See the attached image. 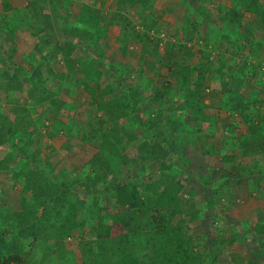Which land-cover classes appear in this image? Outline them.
Here are the masks:
<instances>
[{"label": "trees", "instance_id": "1", "mask_svg": "<svg viewBox=\"0 0 264 264\" xmlns=\"http://www.w3.org/2000/svg\"><path fill=\"white\" fill-rule=\"evenodd\" d=\"M116 1V5H113L115 11L110 14L107 25H116L121 29V35H119L121 36L119 39L120 48L127 49L126 47L129 43L131 45L135 43L142 55L155 54L158 58L165 60V62L167 61L165 63L167 65L166 69L168 68V72L176 76V79L181 82L173 83L165 79L167 74L166 72L164 73L165 69L162 71L163 73L156 72L159 76L158 79L155 78L154 80V74L146 76L142 84H139L140 86L146 85L147 87L149 85L147 89L157 86L152 89L154 93L151 97V104L154 103L153 101L165 98L168 91L177 89V87L178 92L184 93L183 96L179 97L176 94L177 109H182L180 104L183 102L187 106L195 108L209 106L205 104L206 99L209 100L211 105L213 104V99H219L218 103H220L222 108H228V110L240 114L248 129L245 132L222 139L224 150L231 151L230 148H232L246 155L261 154L262 157L264 154V67L261 66V60L252 47L254 43L249 42L248 36L241 32L243 27L242 17H244L243 14L245 13L257 15L261 21H264V7H261L258 0H231L227 8L221 6L223 13L221 21L226 26V30L218 29L215 34L218 38L222 36L221 42L224 44L227 42L232 44L235 40V43H238L240 41L238 38L243 36L246 38V43L239 46L249 55L245 58L247 61L243 62V65L238 66L229 81L223 80V77L229 73L231 66L228 69L221 68L220 72H217L216 78L214 77L213 79L219 83V88H210L209 86V81L213 80V76L210 77L208 73L212 72L213 65L216 63L214 59L210 58L211 52L199 53L196 52L198 49L193 47L197 46V43L203 37L207 38V35L205 31L200 30V21L197 18L196 20L190 18L192 13H188L187 17L184 16L182 22V27L186 31V38L192 44L188 46L187 43L182 42L181 44L176 39L171 38L165 46V51L162 55L165 56L161 58V54L157 51V47H159L157 42L151 48H148V44L146 45L150 41V37L152 38L150 31H155L158 27L156 16L152 10L146 14L149 18L143 19L141 22L142 29H144L142 32L136 30L135 24H132L128 16L130 9L134 7L142 10L151 9L156 0ZM206 1L194 0L193 4L188 6L189 10H195L196 4L198 6ZM47 2L53 3V0H29L25 9L22 10H28L27 17H25L23 13L19 14L20 12L17 10L13 11L16 8L13 7L10 0H0V17L19 14L22 27L27 30L33 28L34 35L43 40L45 38L44 34L46 33L47 35L53 31L56 24L49 25L52 30H47L45 27L39 26L40 22L37 21L33 24L29 20L32 19L34 21L33 19L40 17L49 19L52 16L51 14L41 15L39 13V10L43 8L42 3ZM99 2L104 5L106 0H99ZM164 5L165 3H162V6ZM169 10L170 8L162 7L159 15L162 16ZM11 11L13 13H9ZM93 11V8L89 7L88 11L79 18L78 22L84 26L82 28L77 26L74 29H68L62 26L60 31L66 34L63 41L57 40L55 38L56 33H54V36L48 35V37L54 38L53 43H49L50 41L47 37L43 44L42 42L36 44L35 49L44 50L42 62L47 61V57L61 54L64 68L60 71L49 68L50 79H58L60 83L68 82L69 80L71 82L73 79L81 83L83 88L90 94L92 101H96V95L98 94L97 85H90L87 81L76 80V78L78 79V73H84L88 76L87 74L96 72L98 69L96 70L92 64H89L87 59L83 60L85 63L83 65L82 62L83 66L75 64L74 48L80 43H75L71 39L73 36L77 37L79 41H82V46L80 45V47L83 50L89 49L90 52H95L98 58L101 57L102 52H100L98 41L104 36L105 32L104 30L101 33H98V30L94 31L95 21L98 19ZM140 16H143V13ZM87 18L89 24L84 23ZM10 32L11 35H14L13 29ZM90 37L91 41L89 40ZM232 37L234 39L233 42L229 40ZM161 41V38H158V42L160 43ZM49 47L50 50H48ZM226 51L235 54L234 50H227L226 48ZM182 53H185L187 58L195 57L197 53L201 59L198 60V63L191 65H184L182 61L173 60V57H180ZM88 56L91 58L90 53ZM11 57L12 52H6L5 55L0 54V90L11 92L12 96L19 95L25 90L27 98L31 99L36 106H47L49 112L45 119L36 118L37 121L44 124L46 119L50 120L51 115L56 116L57 110L63 102L60 100L58 102L55 89L45 86L46 79H42L40 73L41 63L38 65H35L34 62V65L30 63L28 66H17V64L11 66ZM85 68L87 70H84ZM158 70L160 71V69ZM251 83H254L253 88L257 94L243 97L240 90L247 89ZM113 90L106 86L102 89V94L113 92ZM260 95L262 96L260 97ZM13 99L15 100L16 97ZM114 101L115 98L109 103L99 102L97 105L113 123L108 130L102 131L101 127H105L99 121L96 124L98 126H95L92 122L84 123L78 131L81 134V139L76 137L78 132L76 130L73 131L72 127L65 129L66 131L64 132L67 141L68 138H71V141L74 139V141L83 142L102 140L100 149L87 161L94 170L92 175L84 180L85 190L87 193L91 192V184L97 183L100 188L93 195L95 196L99 193L104 196L108 194L115 196L120 205L128 207L126 212L113 213L107 209H102L96 196L92 204L81 198L73 199L71 187L73 184H77L79 180L73 179L66 172L67 169L59 165L56 166V169L51 174L49 171L51 166L49 158L42 154V151L50 146L47 140H40L39 144L27 151H24L19 146L23 142L25 146L30 147L36 140H39L36 136L31 135L28 130L35 123L30 113L32 106L29 108L14 101L16 105L11 108L14 114L10 115V118L9 114L0 113V142L5 141L9 145L8 154L0 157V172L2 170H11L12 180L9 186L12 196L9 195L10 198H8L6 193L0 199L1 226L11 231L8 236L2 231L0 232V264L218 263L219 250L202 251L198 249L193 237L187 233L185 220L179 218L174 221V218L181 212L187 213L192 219H195L200 213L198 209L192 210L187 207L186 202H183L179 195L182 186L178 185V181H172L173 178L172 180L168 178V176H171V171L168 170L173 168L174 165L181 163L182 154L178 153L177 147L181 146L186 140L182 136L181 130L176 131L175 134L172 132L168 137H165L161 134L160 126L158 124L151 125L150 122H146L149 121L147 119L139 124L138 130L140 134H136L132 130L128 132L127 129H124L123 135L117 136L119 131L117 119L123 113H113L112 103ZM176 105L169 103L167 107L173 109ZM53 120L56 121L55 119ZM199 120L207 121L211 127H214V119L211 117H199L195 123L201 122ZM197 127L196 129H198ZM234 127L236 128L237 125ZM51 129H53L52 124ZM153 129L157 131L151 134ZM148 133H150L149 137L146 136ZM13 137L17 138L16 142L12 141ZM139 137L143 138L138 141L139 143H137L135 148L137 153L131 161L133 163L138 161L141 169L148 163L152 164L151 161H159L160 178L142 191L137 190L135 184L107 182L113 172L114 162H116L113 157L117 156L121 158L120 160L127 163L126 155L123 154H127V143L137 141ZM172 138L175 140H172ZM117 143H120L123 147L117 145ZM219 147H215L217 152H221ZM70 154L73 157L77 156L76 152H70ZM174 154L176 158L173 157ZM228 154L234 156V154ZM228 154H226L225 158L231 161ZM16 156L20 157V162L12 166L10 158H15ZM231 166L232 171L225 176L224 174L220 175L219 178L226 183L234 179L235 185L232 188L240 187L243 179H247L246 183L250 180V188H248L250 192L251 189L258 190L263 186L264 169L252 172L257 177L255 178L245 176L247 169L242 164L239 163L238 166L232 164ZM85 167L86 163L78 166L79 169ZM161 176L166 177L162 178ZM19 183L21 185H18ZM32 189L35 190L34 194L28 196V192ZM114 225L119 226L121 231L118 235L113 236L111 233ZM21 236L25 238L32 237L33 242H31L30 248L33 249L30 254L28 250L23 251L25 249L24 244L19 242ZM143 238L145 253L142 259L133 254L131 246L139 239L142 242ZM67 239H77L80 249L79 258L74 255L72 250L66 249L65 242ZM259 250L252 252V257L250 258L231 253L229 255L230 264H262L264 260V245ZM64 251L66 252L63 254ZM35 253L39 254V260L37 261H34V257H31Z\"/></svg>", "mask_w": 264, "mask_h": 264}, {"label": "rangeland", "instance_id": "2", "mask_svg": "<svg viewBox=\"0 0 264 264\" xmlns=\"http://www.w3.org/2000/svg\"><path fill=\"white\" fill-rule=\"evenodd\" d=\"M20 1L19 3H15L16 9L13 11L17 10L20 12L19 14L23 13L27 17L28 10H22L25 9L28 0ZM116 2V0H106L105 4L101 5L99 0H53V3H42L43 8L39 10V13L41 15L51 14L52 16L49 19L40 17L33 19L34 21L32 19L29 21L33 24L38 21L40 22L39 26L45 27L47 30H52V27L49 25L53 23L57 27L53 29L54 32L51 31L52 33L50 32L47 35L45 33L43 40L34 35L33 28L27 30L22 27L19 14L0 17V54L5 55L6 52H12L11 66L14 64H17V66H28L30 63L34 65V62L35 65L41 63L40 73L41 78L46 79L45 86L55 89L58 102L59 100L63 102L57 110L56 116L51 115L50 120L46 119L44 124H41L36 118L45 119L49 112L47 106H36L31 99L27 98L25 90L15 96H12L11 92L0 90V113L9 114L10 118V115L14 114L11 110L16 105L14 101L19 105H26L29 108L32 106L30 113L35 123L28 130L31 135L36 136L39 140H36L30 147L25 146L23 142L19 146L24 151H27L36 144H39L40 140H47L50 146L44 149L42 154L49 158L51 164L49 171L51 174L56 169V166L59 165L67 169L66 172L73 179L79 180L77 184H73L71 187L73 199L81 198L87 201V203L92 204L96 196L100 207L113 213L126 212L128 207L120 205L117 198L110 194L104 196L97 193L94 196L93 193L100 188L97 183L91 184V192L87 193L85 190L84 180L91 176L94 170L92 165L87 161L100 149L102 140L97 139L95 142H83L74 141V139L71 141V138H68L67 141L64 131L72 127L73 131L76 130L78 132L84 123L92 122L95 126H98L96 124L99 121L105 127H101L102 131L108 130L113 123L97 105L99 102L109 103L114 98L115 101L112 103L113 113H123L117 119V126L119 128L117 136H122L124 129H127L128 132L132 130V132L140 134L138 130L139 124L140 122H145L147 119L149 121L146 122H150L151 125L158 124L161 134L165 137H168L172 132L175 134L176 131L181 130L182 136L186 139L181 146L177 147L178 153L182 154L181 163L174 165L173 168L168 170L171 171V176H168V178L171 180L173 178L172 181H178V185L182 186L179 195L183 202H186L187 207L192 210L198 209L200 213L195 219H192L187 213L181 212L174 218V221L179 218L185 220L187 233L193 237V241L198 249L202 251L219 250L217 264H230L229 255L231 253L246 256L247 258L252 257V252H255V250L260 251L259 249L263 248L264 245V183L260 189H251L250 192L248 190L250 188V180L246 183L247 179H243L241 186L235 189L232 188L235 185L234 179L226 183L224 180H220L219 177L222 174L224 176L227 173L229 174L232 171V164L238 166L240 163L247 169L245 172L246 177L257 178L252 172L264 169V154L261 157V154L254 156L246 155L232 148L230 149L233 153L224 150L222 139L245 132L248 129L240 114L232 112L228 108H222L220 103H218L219 99H213L212 105L206 99L205 104L209 106L195 108L187 106L183 102L180 104L182 105V109H177L178 105L176 104H178V101H176V98L184 94L180 91L178 92L177 87V89L168 91L165 98L153 101L154 103L151 104V97L154 93L152 89L157 86L152 87V89L150 88L151 90L147 89L149 85L147 87L144 84V86H140L139 84H142L146 76L154 74V80L155 78L158 79L159 76L156 72L160 73L165 69L164 73H167L165 79L173 83L181 82L176 79V76L168 72V68L166 69L167 65H165L167 61L165 62V60L158 58L155 54L149 56L147 54L142 55L135 43L133 45L129 43L126 47L127 49L120 48L119 39L121 36L119 35H121V29L116 25H107L110 14L115 11L113 5H116ZM193 2L194 0H189L188 4L183 8L171 10L167 14V17L170 18L169 21H166L167 17L161 19L162 23H157V29H154L153 33L150 31L152 38L150 37V41L146 45L148 44V48H151L157 42L159 45L157 51L161 54L160 57L164 58L165 55H162L169 39L174 37L181 44L182 42L187 43L188 46L192 44L186 38V31L182 27L183 16L187 17L188 13H192L190 18L192 20H196L197 18L200 21V30L205 31L207 35V38L203 37L197 43L199 48L196 45L193 47L197 48L198 51L196 52L199 53L211 52L210 58L214 59V62L216 61L212 72L208 73V75L210 77L213 76L212 79L216 78L217 72H220L221 68L228 69L231 66L229 73L223 77V80L229 81L231 75L235 73L238 66L243 65V62L247 61L245 58L249 55L239 46L246 43V38L243 36L238 38L240 40L238 43H235V40L232 44H228V42L224 44L221 42L222 36L218 38L215 34L218 29L222 31L226 30V26L221 21L223 14L221 6L227 8L231 0H207L198 6L196 4V9L192 11L189 10L188 6L193 4ZM258 3L262 8L264 7V0H258ZM160 4V1H158L156 4L158 7H153L151 10L159 13ZM89 7L93 8V13L98 19L95 21L96 26L94 27V31L98 30V33H101L104 30L105 32L104 36L98 41L100 52H102L101 57L98 58L97 54L90 52L89 49L83 50L80 47V45L82 46V41H79L77 37L73 36L71 39L75 43H80V45L78 44L74 48L75 64L83 66L85 64L83 60L87 59L89 64H92L96 70L98 69L96 72L87 74L88 76L84 73H78V79L76 78V80L87 81L90 85H97L98 89L96 90L98 94L96 95V101H92L90 94L83 88L81 83L73 79L71 82L69 80V83L67 81L60 83L58 79H50L49 68L59 71L64 68L61 54L47 57V61L42 62L44 50L35 49L36 44L41 42L43 44L48 35L54 36V33H56L55 38L57 40L63 41L66 34L60 31L62 26L68 29H74L77 26L84 27L78 21L82 17L81 15L88 11ZM130 10L128 16L130 19L136 20L138 14L135 10ZM13 11L9 13H13ZM149 11L150 9H144L143 12L147 14ZM243 15L241 32L248 36L249 42L254 43L251 46L257 52L258 58L261 60V66L264 67V21H261L260 17L254 14L245 13ZM173 17L174 19H172ZM88 22V18L84 20L85 24H89ZM135 26L139 32L144 31L142 25ZM11 29H13L14 35H11ZM161 34H163V37L159 43L158 38H160ZM203 34L205 33L203 32ZM48 39L49 43H53V37H48ZM89 40L91 41V37ZM229 40L233 42L234 39L232 37ZM158 48L162 49L159 50ZM226 48L227 50H234L235 54L227 52ZM48 50H50V47ZM89 53L91 54V58L88 56ZM198 55L196 53L195 57L187 58L186 54L182 53L180 57H173V60L182 61L184 65H191L198 63V60L201 59ZM84 70L87 69L85 68ZM106 86L114 90L103 95L102 89ZM209 86L210 88H219L220 85L213 79L209 81ZM253 86L254 83H251L247 89L240 90L243 97L257 94ZM15 97L16 99L14 100L13 98ZM169 103L176 106L170 109L167 107ZM175 113L176 115H174ZM204 116L214 119V127H211L207 121L199 120L201 122L195 123L199 117L203 118ZM51 124L53 129H51ZM235 125H237L236 128L234 127ZM156 131L153 129L151 134L156 133ZM146 136L149 137L150 133ZM76 137L82 138L79 132ZM142 138L139 137L137 141L127 143V154L123 153L126 155L127 163L120 160L121 158L117 156L113 157L116 162H114L113 172L107 179V182L135 184V188L142 191L146 190L150 184H153L160 178L159 161H151L152 164L148 163L143 169L140 168L138 161L137 163L131 161L137 153L135 150L136 145ZM172 140L175 139L172 138ZM12 141L16 142L17 138L13 137ZM117 145L122 146L120 143H117ZM215 147H219L221 152H217ZM8 149L9 145L5 141L0 142V157L6 156ZM70 152H76L77 156L73 157ZM228 153L234 154V156ZM226 154L231 158V161L226 160ZM41 157L43 156L41 155ZM173 157L176 158V155L174 154ZM10 159L12 166L20 162L19 156ZM84 163H86V167L79 169L78 166ZM46 166L48 167V165ZM34 175L36 174L34 173ZM161 177L165 178L166 176ZM11 181V170H2L0 172V199L6 193L8 198L12 196L9 190ZM18 185L21 184L19 183ZM34 192L35 190H30L28 196L33 195ZM1 224L2 221L0 220V232L2 231L8 236L11 231H8ZM120 231V227L114 225L111 235H118ZM19 242L24 244L25 249L23 251L28 250L30 254L33 249L30 248L31 242H33L32 237L25 238L21 236ZM65 244L66 249L72 250L74 255L78 258L80 257L77 239H67ZM131 248L135 256L144 258V238L142 242L140 239L135 241ZM25 257L28 258L27 256ZM31 257H34V261L39 260V254H32ZM262 264H264V260Z\"/></svg>", "mask_w": 264, "mask_h": 264}, {"label": "crops", "instance_id": "3", "mask_svg": "<svg viewBox=\"0 0 264 264\" xmlns=\"http://www.w3.org/2000/svg\"><path fill=\"white\" fill-rule=\"evenodd\" d=\"M158 1H160V5H159V11L161 10V5H162V3H165V5L164 6H162L163 8H170V10L169 11H167V12H165L162 16H160L159 15V13H155L154 11H152L153 13H154V15L156 16L155 17V19H156V21H157V23H162V20L161 19H165L166 17H167V14H169V12L171 11V10H175V9H181V8H183L184 6H186L187 4H188V1L189 0H156L155 2H154V4H153V6L151 7V9H153V7L155 8V7H158L156 4H157V2ZM10 2L11 3H13V7H15L16 5H15V3H19V2H21L20 0H10ZM28 2H29V0H28ZM27 2V3H28ZM155 5V6H154ZM133 10H135V12L138 14V17L136 18V20H132L131 19V22H132V24L134 25H141L142 23V20L143 19H146V18H149L148 16H146V13H144L143 11L144 10H142V9H140V8H138V7H134V8H132ZM150 9V10H151ZM142 11V12H141ZM143 13V16H140V14H142ZM159 15V16H158ZM184 17V16H183ZM172 19H174V17L172 18ZM170 20V18H166V21H169ZM144 22V21H143ZM182 22H183V20H182ZM174 38V37H173ZM159 50L160 49H162V48H158Z\"/></svg>", "mask_w": 264, "mask_h": 264}, {"label": "built area", "instance_id": "4", "mask_svg": "<svg viewBox=\"0 0 264 264\" xmlns=\"http://www.w3.org/2000/svg\"><path fill=\"white\" fill-rule=\"evenodd\" d=\"M161 37H163V34H161Z\"/></svg>", "mask_w": 264, "mask_h": 264}, {"label": "clouds", "instance_id": "5", "mask_svg": "<svg viewBox=\"0 0 264 264\" xmlns=\"http://www.w3.org/2000/svg\"><path fill=\"white\" fill-rule=\"evenodd\" d=\"M152 33H153V31H152ZM160 38H162V37L160 36Z\"/></svg>", "mask_w": 264, "mask_h": 264}]
</instances>
